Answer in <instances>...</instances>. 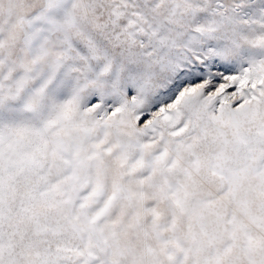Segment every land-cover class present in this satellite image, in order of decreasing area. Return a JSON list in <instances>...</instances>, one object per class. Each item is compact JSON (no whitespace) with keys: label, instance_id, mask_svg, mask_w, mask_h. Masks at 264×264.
<instances>
[{"label":"rangeland","instance_id":"rangeland-1","mask_svg":"<svg viewBox=\"0 0 264 264\" xmlns=\"http://www.w3.org/2000/svg\"><path fill=\"white\" fill-rule=\"evenodd\" d=\"M0 264H264V0H0Z\"/></svg>","mask_w":264,"mask_h":264}]
</instances>
